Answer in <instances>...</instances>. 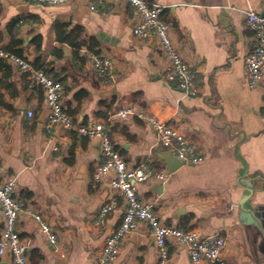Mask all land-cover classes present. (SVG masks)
I'll return each instance as SVG.
<instances>
[{
    "label": "crops",
    "instance_id": "crops-1",
    "mask_svg": "<svg viewBox=\"0 0 264 264\" xmlns=\"http://www.w3.org/2000/svg\"><path fill=\"white\" fill-rule=\"evenodd\" d=\"M164 6L172 38L198 73V93L186 95L169 83L165 57L154 40L133 34L137 11L122 0H77L49 6L0 0V47L21 44L22 56L49 72L64 87L62 102L78 122L105 121L116 149L129 165L150 158V168L170 173L165 183L137 184L166 225L227 236L230 264H264V76L250 87L245 60L255 43L246 11L264 15V0H149ZM82 42L80 49L73 43ZM9 51V50H8ZM11 52V51H10ZM93 56L111 60L99 76ZM133 107L193 139L197 164L170 172L159 154L149 122L121 115ZM33 116H29V112ZM44 90L10 61L0 60V182L16 179L15 196L42 215L57 236L52 245L31 216L21 213L20 236L32 264H99L105 238L121 223L124 201L95 226L100 207L113 195L109 182H93L100 165L95 139L47 126ZM161 186V189L158 187ZM232 205L236 207L232 208ZM248 209L258 223L243 216ZM249 214V215H251ZM3 215L0 211V233ZM170 264L193 263L185 248L170 240ZM149 227L140 223L107 264H156ZM0 264H13L9 256Z\"/></svg>",
    "mask_w": 264,
    "mask_h": 264
},
{
    "label": "built area",
    "instance_id": "built-area-1",
    "mask_svg": "<svg viewBox=\"0 0 264 264\" xmlns=\"http://www.w3.org/2000/svg\"><path fill=\"white\" fill-rule=\"evenodd\" d=\"M26 4L59 6L77 0H14ZM107 0H96L90 8L95 10ZM137 11L133 34L139 40H154L165 57L163 72L166 80L179 87L186 95L198 93L196 87L197 69L182 55L172 38L171 23L162 18L164 6L149 0H122ZM246 22L255 31V43L245 60V73L250 87H255L264 76V15L255 11H246ZM10 61L32 81L41 86L45 93L49 128L61 127L68 131L95 139L100 145V165L95 169V185L108 181L113 195L100 207L95 226L106 227L107 217L118 208V198L124 201V215L120 225L110 233L99 248L97 261L107 264L119 253L123 239L134 231L140 223H145L153 236L156 247V264H170V240L186 249L193 263L210 262L212 264H230L225 257L227 236L217 233L202 236L197 231L181 229L164 224L154 210L152 203L144 201L138 195L137 184L148 181L165 183L170 173L166 170L152 171L150 158L129 165L116 149L110 134V126L105 121L85 125L78 123L65 109L62 97L64 87L49 72L36 67L27 58L0 47V60ZM93 68L99 76L111 75L112 62L104 56H93ZM121 115H133L146 119L151 125L157 144L166 148L179 160L187 164H197L202 160L201 152L193 139L187 137L173 125L161 121L153 115L145 116L133 107L123 108ZM29 116L33 113L30 111ZM16 179L11 177L0 182V211L3 226L0 233V259L9 256L13 264H32L27 246L20 236L18 220L26 213L38 224L46 240L57 244V236L42 215L27 206L24 198L16 197ZM232 208L236 205H232Z\"/></svg>",
    "mask_w": 264,
    "mask_h": 264
},
{
    "label": "water",
    "instance_id": "water-1",
    "mask_svg": "<svg viewBox=\"0 0 264 264\" xmlns=\"http://www.w3.org/2000/svg\"><path fill=\"white\" fill-rule=\"evenodd\" d=\"M159 158L160 160L165 163L168 166V170L170 172H174L176 171L179 167L186 165L187 163L185 161L179 160L175 155H173L171 152L169 151H163L162 153L159 154ZM159 189H161V186L158 187ZM243 216L247 217L248 219L251 218V223L258 225L260 224V222L258 223V220H256L254 218V216L251 214V211L248 209H245L243 207L242 209V213ZM251 214V215H249Z\"/></svg>",
    "mask_w": 264,
    "mask_h": 264
},
{
    "label": "trees",
    "instance_id": "trees-1",
    "mask_svg": "<svg viewBox=\"0 0 264 264\" xmlns=\"http://www.w3.org/2000/svg\"><path fill=\"white\" fill-rule=\"evenodd\" d=\"M19 44H21V41H20V40H14V41L12 42V46H11L10 49H8V50L11 51V52H13V53H15V54H18V55L22 56L23 51H22L21 48H20V49H13V48L17 47ZM82 45H83L82 42H76V43H73V46H74L76 49H80V47H81ZM36 66L40 67L39 65H36Z\"/></svg>",
    "mask_w": 264,
    "mask_h": 264
}]
</instances>
